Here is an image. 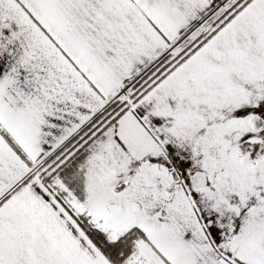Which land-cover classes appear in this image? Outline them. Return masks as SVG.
Wrapping results in <instances>:
<instances>
[{
  "label": "snow or ice",
  "instance_id": "6c2138e0",
  "mask_svg": "<svg viewBox=\"0 0 264 264\" xmlns=\"http://www.w3.org/2000/svg\"><path fill=\"white\" fill-rule=\"evenodd\" d=\"M0 264H264V0H0Z\"/></svg>",
  "mask_w": 264,
  "mask_h": 264
}]
</instances>
